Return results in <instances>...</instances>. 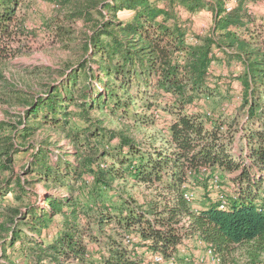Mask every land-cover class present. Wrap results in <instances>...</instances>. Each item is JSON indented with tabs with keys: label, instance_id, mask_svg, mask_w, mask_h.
Here are the masks:
<instances>
[{
	"label": "trees",
	"instance_id": "trees-1",
	"mask_svg": "<svg viewBox=\"0 0 264 264\" xmlns=\"http://www.w3.org/2000/svg\"><path fill=\"white\" fill-rule=\"evenodd\" d=\"M251 1L227 11L223 0H0V81L35 36L32 4L57 12V37L79 35L42 93L5 95L22 111L0 120V264H93L91 244L99 264H141L144 250L168 260L193 237L224 263L244 246L264 254V28ZM206 9L211 26L194 28ZM157 113L160 148L104 125L107 115L152 127ZM45 127L71 148L54 157L36 139ZM128 179L156 195L138 204L114 186ZM188 188L201 191L198 211Z\"/></svg>",
	"mask_w": 264,
	"mask_h": 264
},
{
	"label": "rangeland",
	"instance_id": "rangeland-1",
	"mask_svg": "<svg viewBox=\"0 0 264 264\" xmlns=\"http://www.w3.org/2000/svg\"><path fill=\"white\" fill-rule=\"evenodd\" d=\"M212 1L215 2L216 0ZM223 1L228 7L231 4L236 3V0ZM248 7L251 14L254 15V18L256 19L255 26L264 28V0L251 1L248 3ZM27 14L28 22L26 27L29 32L35 36L29 37L28 43H25L27 46L24 47L19 55L6 62V66L4 68L5 81H0V120L8 122L18 121V113L22 110L15 103H4L5 100H8L5 95L13 94L10 93L12 90L15 91L14 94L42 93V91H44L42 83H45L46 81L50 82L56 76L49 75V70L54 71L59 69L66 61L72 58V44L73 42L76 43L78 41L77 38H79L77 31H74L72 34L65 37H57L54 32L49 29L50 23L53 22L54 17L57 14V12L49 4L36 2L31 5V8H27ZM128 15L129 14L125 12L117 14L119 18H125L128 17ZM212 19L213 14L209 10H202L195 15L194 28L200 29L209 27L212 24ZM232 86L234 88L232 94H237L238 91L236 82H233ZM222 94H225V92H222ZM206 105L210 110L212 108H218L222 104L219 100H215L213 102H208ZM232 107V105H228L225 108L230 112ZM157 114L155 115L156 123L152 127L141 126L131 122L130 120L113 119L107 115L105 116L104 125L107 128L114 129L125 136L133 138L139 143H143L145 145L153 144L156 148H160L164 144L163 136L165 135V129L162 114ZM36 139L38 141L44 140L47 142L53 150L54 157L64 150L71 148V146L67 144L66 139L56 135L55 132L46 127L40 128L37 131ZM18 171L19 169H17V172ZM114 186L123 189L124 192L132 196L138 204L145 203L146 201L153 199L156 195V191H154L153 188H147L144 185H139L129 179L126 182L116 181ZM35 190L41 197L43 195L44 187L41 184H37ZM191 190L195 194V200L190 204L191 208L193 211L194 209L200 210L202 205L198 201V197L199 199L201 198V191L199 188H191ZM215 190L216 191L212 193V197L217 200L219 192L217 189ZM55 220L60 221L61 217H57ZM187 225L188 219L184 218L179 223L178 227L182 228ZM185 241L177 248V256L179 254V256L183 257V259H178V263H181L186 258L193 259L192 255L190 257L184 255L185 253L183 252V247L185 246ZM88 251L92 254L93 264H99L98 247L91 244L89 245ZM248 251L249 248L247 246L236 248L232 255L226 259L225 264H264V254L260 255L255 260H252L248 258ZM144 252H146V250H144Z\"/></svg>",
	"mask_w": 264,
	"mask_h": 264
},
{
	"label": "built area",
	"instance_id": "built-area-1",
	"mask_svg": "<svg viewBox=\"0 0 264 264\" xmlns=\"http://www.w3.org/2000/svg\"><path fill=\"white\" fill-rule=\"evenodd\" d=\"M230 9V6H227V11ZM211 183L217 188V177H214L211 181ZM219 209H224L226 206V199L223 197L222 194L219 193ZM184 199L188 204L193 203L195 200V194L192 192L190 188L186 189L184 193ZM194 211H198L197 209H194ZM135 240V239H133ZM198 243L201 245L204 242L199 240ZM204 250L206 253L205 257H198L195 259L186 258L181 263H178L176 256L172 257L168 260L164 259L161 254L158 253H150L148 251L144 252L145 260L141 264H147V261H151L153 264H225L221 257L215 253L212 249V247L209 244L204 243ZM208 259V261H207Z\"/></svg>",
	"mask_w": 264,
	"mask_h": 264
},
{
	"label": "crops",
	"instance_id": "crops-1",
	"mask_svg": "<svg viewBox=\"0 0 264 264\" xmlns=\"http://www.w3.org/2000/svg\"><path fill=\"white\" fill-rule=\"evenodd\" d=\"M199 239L198 238H191L187 241H185V246L183 247L184 249V255L187 257H190L191 255L193 256V259L198 258V257H205L206 258V253L204 250V243L203 244H199L198 243ZM178 259H183V257L179 256L178 254ZM208 261V259H207ZM208 263L210 264V262L208 261Z\"/></svg>",
	"mask_w": 264,
	"mask_h": 264
}]
</instances>
